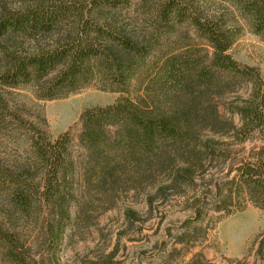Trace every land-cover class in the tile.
<instances>
[{
    "label": "trees",
    "instance_id": "trees-1",
    "mask_svg": "<svg viewBox=\"0 0 264 264\" xmlns=\"http://www.w3.org/2000/svg\"><path fill=\"white\" fill-rule=\"evenodd\" d=\"M134 1L141 15L127 17ZM232 1L264 37V0ZM184 23L192 41L162 47ZM234 31L187 0H0V138L19 150L0 155L2 257L30 264L36 247L55 253L70 222L92 225L131 192L152 203L153 191L198 184L209 160L236 155L217 132L261 143L241 155L228 189L211 187L205 203L194 194L198 216L203 204L223 208L235 189L264 207V79L233 56ZM92 82L120 95L82 111L76 150L70 129L52 138L8 96L30 86L53 98ZM243 82L248 95L230 101L237 123L217 97Z\"/></svg>",
    "mask_w": 264,
    "mask_h": 264
},
{
    "label": "rangeland",
    "instance_id": "rangeland-1",
    "mask_svg": "<svg viewBox=\"0 0 264 264\" xmlns=\"http://www.w3.org/2000/svg\"><path fill=\"white\" fill-rule=\"evenodd\" d=\"M187 1L203 15L220 18L235 29L230 51L240 62L255 66L264 79V37L254 32L237 5L232 0ZM139 14L134 1L126 15L135 18ZM182 27V33H166L162 47L167 48L176 37L182 44L191 42L196 36L194 27L188 23ZM237 86L218 96L217 101L222 115L239 123V114L231 111L230 101L247 96L251 83ZM129 88L136 96V75ZM119 95L120 91L102 88L97 82L53 98H38L30 86L11 87L8 93L12 102L23 104L25 113L46 128L52 138L70 129L75 150L82 111L111 103ZM214 137L227 143L236 155L227 160H209L205 170L196 173L198 184L187 188L172 184L160 192L153 191L152 203L147 200V192H131L92 225L70 222L63 239L55 246V253L50 254L43 246L36 247L30 264H264V207L235 189L234 199L227 200L223 208L203 204L201 215L196 212L194 194H201V203H205L213 193L211 187L228 189L241 155L261 143L257 135L246 141L220 132ZM18 152L13 140L0 138L1 156H15ZM0 264L15 263L0 254Z\"/></svg>",
    "mask_w": 264,
    "mask_h": 264
}]
</instances>
